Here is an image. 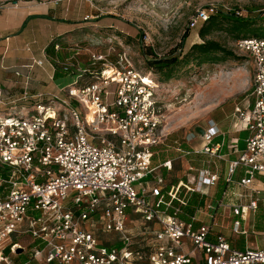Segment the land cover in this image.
<instances>
[{"label":"built area","instance_id":"2783aa9c","mask_svg":"<svg viewBox=\"0 0 264 264\" xmlns=\"http://www.w3.org/2000/svg\"><path fill=\"white\" fill-rule=\"evenodd\" d=\"M211 12L197 10L189 27ZM51 45L55 55L44 51L50 79L56 72L72 78L62 93L28 92L30 73L43 65V59H33L25 72L14 70L25 82L20 97L9 103L0 99V167L7 173L0 175V264H9L6 253L24 252L29 259L22 264H264V247L232 246L219 231V206L233 211V232L244 234L245 214L259 203L264 38L234 41V52L252 62V81L250 101L234 110L236 127L248 134L244 148L226 165V202L209 192L220 178L210 164L219 160L217 121L207 119L202 133L193 129L186 138L189 143L199 136L202 147L175 148V159H208L189 164L186 179L168 180L163 169L173 170L172 159L152 165L166 139L158 83L113 45L105 53L77 44L64 48L55 39ZM239 167L243 175L235 179ZM193 194L209 198L195 211L209 221L196 224V214L180 217ZM20 236L29 241L18 242Z\"/></svg>","mask_w":264,"mask_h":264},{"label":"rangeland","instance_id":"374dc122","mask_svg":"<svg viewBox=\"0 0 264 264\" xmlns=\"http://www.w3.org/2000/svg\"><path fill=\"white\" fill-rule=\"evenodd\" d=\"M34 1L47 2L49 6L55 8V12L49 14L54 20H47L46 26L49 34L48 46H51L46 50L48 56L55 55L51 45L53 39L64 48L77 44L81 47H90L97 53H105L108 47L113 45L117 51L123 50L126 53L130 64L137 71L149 73L158 83L157 98L165 115L166 139L164 144L155 150L153 166L164 159L174 160L178 156L175 148L180 143L187 145V142L184 143L186 136L192 134L196 124L204 127L205 120L213 118L219 122L223 131L227 128L232 129V123L237 122V116L234 114L236 106L244 108L250 101L252 62L250 59L248 61L239 59L241 56L234 52L236 37L229 31L230 23L221 18H218L217 25L208 32L205 39L217 41L226 49L232 50L234 57L202 64H196L191 59L184 63V59L179 57V61L172 68L161 72L149 69L148 60L164 56L172 58L181 49L185 52L191 44L202 42L198 30L204 22L189 27L191 17L200 9H212L209 16L215 14L219 16V12L240 17L257 16L258 19L251 25L250 30L263 26L264 0ZM58 26H61V30L54 29ZM243 33L240 32L239 36H244ZM61 52L64 56L65 49ZM58 55L60 57V54ZM109 58L112 60L114 55L110 54ZM84 59L86 60V57ZM54 80L60 85L57 93L61 94L62 88L68 85L72 78L62 76ZM247 134V131L238 134L241 147ZM199 138L197 136L189 140V143L196 148L202 147L204 143L197 142ZM215 140L219 141L220 138ZM223 140H226L225 135ZM192 157L197 165L208 159L203 156ZM216 163L222 165L220 161ZM173 167L175 168V163ZM176 169H179L178 173L181 174L187 168L182 166ZM163 173L169 180L173 177V173L165 172L164 169ZM0 175H7L2 167ZM241 175L243 168L239 167L233 177L238 179ZM259 179L264 181V177ZM258 188H260L258 207L254 212H248L241 224V230L246 231L244 234L233 232L232 223L236 219L233 211L228 207L219 209V221L223 223L219 231L226 237L229 236L232 245L242 248L245 243L252 247H264V184ZM204 220L209 221L208 217ZM112 235L109 233L105 237ZM16 240L25 244L29 238L20 236ZM6 254L9 264H22L29 259L27 252L20 255ZM37 261L41 259L38 258Z\"/></svg>","mask_w":264,"mask_h":264},{"label":"crops","instance_id":"0c3cea01","mask_svg":"<svg viewBox=\"0 0 264 264\" xmlns=\"http://www.w3.org/2000/svg\"><path fill=\"white\" fill-rule=\"evenodd\" d=\"M53 7L54 6H49L47 2H35L34 0H18L10 2L9 0H3L0 2V99L9 103L20 97L25 82L23 77H16L14 75V70L25 72L26 65H29L33 59H43V65L35 66L30 73L28 92L31 94L39 91L57 93V91L60 90V85L54 79H50L52 73L51 64L48 59L44 57V51H46L48 46L49 36L46 30L47 20H54V18L49 15H52V13L55 12V8L53 9ZM54 29L61 30V26L54 27ZM28 47L29 49L27 50ZM61 53H59L60 56H62ZM217 123L220 130V134L217 138H220V140L215 141L219 142V160L212 159L211 167L218 170L220 178L219 184L210 188L209 192L210 196L219 198V201L222 200L223 202H226L228 200L222 198V193L225 189L223 178L226 171V165L229 160L236 158L244 148V144L241 147L240 140L238 139V134L244 130H240L235 125L237 123L233 122L232 129L227 128L223 131L218 121ZM196 127H201V125L196 124L193 129ZM224 135L226 137L225 141L223 140ZM187 137L188 136H186V138ZM186 142L185 139L184 143ZM190 145L191 143L187 142V145L184 144L182 147L183 149H187ZM203 157L208 158L206 155H203ZM216 161L222 162V165H217ZM174 163L175 168L173 167V170L168 172L173 173V177H171L170 180H175L179 177L186 179L190 176V174L187 173V170L184 169L185 171L183 173L181 169L182 172L179 174L178 172L180 170L176 168H181L182 166L187 168L189 164L197 165L192 156H183L179 159H174L173 164ZM259 177L264 176L258 175L255 183H258L259 186H261L264 184V181L260 180ZM221 186H224L223 190H219ZM194 195L195 194H193L189 200ZM197 195L200 197L199 194ZM202 199V205L196 206L194 212L191 215L187 214V219L185 220H188L190 216L196 214V217L198 218L196 224H198L207 217L204 213L195 212L196 209L202 207L209 198H205L204 200L203 197ZM220 208L225 209L226 207L219 206V209ZM222 227L223 223H220L219 221V229ZM226 238L229 240V236ZM245 245L247 244L244 243L243 247ZM232 246L238 247L236 245Z\"/></svg>","mask_w":264,"mask_h":264},{"label":"trees","instance_id":"16d2710c","mask_svg":"<svg viewBox=\"0 0 264 264\" xmlns=\"http://www.w3.org/2000/svg\"><path fill=\"white\" fill-rule=\"evenodd\" d=\"M218 18H221V20L230 23L231 26L229 27V31L236 37L234 40L250 37L264 38V23L263 26L250 30L251 25H253L257 21V16L240 17L234 14H225L219 12V16L218 14L210 15L198 30V35L201 37L202 42L191 44L185 52H182L181 49L180 52L172 58H167L166 56H164L155 58L154 60H148L149 69H153L158 72L167 71L179 61V57L184 59V63H188L191 59L192 61H195L196 64L217 62L219 60H225L229 57H234L235 55L232 50L226 49L217 41L205 39L208 32L217 25ZM240 32H244V36H239ZM49 47L51 46H47L46 50H48ZM239 59L244 60V57H239ZM62 76L64 75L58 72L54 74V78ZM168 78L169 77H167V79ZM223 188L224 186H221L220 190H223ZM202 203L203 199L195 194L189 200L188 205L185 206L184 213H182L180 217L182 219H187V214L191 215L194 212L195 207L202 205Z\"/></svg>","mask_w":264,"mask_h":264},{"label":"water","instance_id":"95a60500","mask_svg":"<svg viewBox=\"0 0 264 264\" xmlns=\"http://www.w3.org/2000/svg\"><path fill=\"white\" fill-rule=\"evenodd\" d=\"M195 130L198 132V133H202L203 130L201 129V127H196Z\"/></svg>","mask_w":264,"mask_h":264},{"label":"bare ground","instance_id":"6f19581e","mask_svg":"<svg viewBox=\"0 0 264 264\" xmlns=\"http://www.w3.org/2000/svg\"><path fill=\"white\" fill-rule=\"evenodd\" d=\"M88 118H89V116H88Z\"/></svg>","mask_w":264,"mask_h":264}]
</instances>
